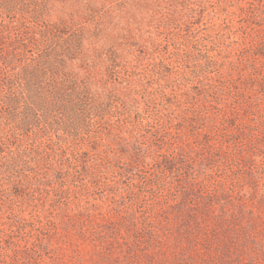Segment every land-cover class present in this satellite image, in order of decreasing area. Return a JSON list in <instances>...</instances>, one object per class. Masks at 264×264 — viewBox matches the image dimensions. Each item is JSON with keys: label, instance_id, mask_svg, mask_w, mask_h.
I'll list each match as a JSON object with an SVG mask.
<instances>
[{"label": "rangeland", "instance_id": "obj_1", "mask_svg": "<svg viewBox=\"0 0 264 264\" xmlns=\"http://www.w3.org/2000/svg\"><path fill=\"white\" fill-rule=\"evenodd\" d=\"M0 264H264V0H0Z\"/></svg>", "mask_w": 264, "mask_h": 264}]
</instances>
